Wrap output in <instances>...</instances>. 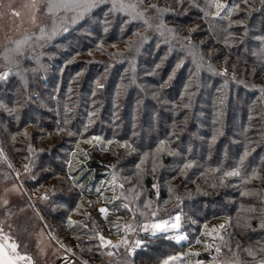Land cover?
Listing matches in <instances>:
<instances>
[{"label": "rangeland", "instance_id": "rangeland-1", "mask_svg": "<svg viewBox=\"0 0 264 264\" xmlns=\"http://www.w3.org/2000/svg\"><path fill=\"white\" fill-rule=\"evenodd\" d=\"M241 1L242 5L238 6L237 12L250 13L264 0ZM247 2L250 3L247 4ZM144 3L147 6L151 4H157L159 7L171 6L174 11L169 13L170 16L190 20H187V24L184 26L170 25L176 30L178 28L177 34L183 38L190 37L194 41V36L202 29L199 22L194 19L195 17L193 19L191 17L195 16V13H199L196 16L203 15L196 7L185 5L181 9L172 0H144ZM30 4L31 0H0V51L3 50L8 40L17 39L26 32L31 33L36 30L31 22ZM252 5L255 6L252 7ZM109 7L110 3H101L84 19L75 24H69L66 35H63V42L46 52V55L50 57L49 63L53 69L50 70L44 64L46 66L45 74L39 76L38 79L42 90L40 98L35 99L36 95L29 97L33 101L29 105H33L30 106L28 113L21 111L22 106L28 105L27 102H22V106L18 107L17 117L0 108V132L3 134H0V138L6 139L7 145L11 141L19 142L20 150L22 148V157L19 156L21 159L18 160L17 166L20 175L19 177L14 175L13 179L8 177L7 182L0 185V197L10 201L8 206L26 204V208L23 211L20 210L17 215L30 217L34 214L36 217H42L44 222V226L39 222L34 233L27 237L25 243H23V232L15 228L13 234L20 243L19 251L21 254H30L34 259V264H82V262H87V264H160V261L166 256L181 253L177 251L180 248L186 249L182 254L187 255H183L178 264H188L186 263L188 261L192 264L193 261L189 259L188 253L194 250L200 251L197 259L199 257L204 259L198 260L201 264H227L230 259L238 260L239 264H256V261L263 259L260 254H264V251H261L264 249V235H262L263 241H260L258 240L260 234L254 233L258 232L257 230L247 233L246 237L237 233L243 227L242 225L245 226V221L242 218H247L244 217V214L239 218L241 222L237 228L234 227L231 231H226L225 227L220 229L219 225L223 224L224 220L219 219V214L227 209L232 210L234 206L244 212L247 209H257L261 192L264 191L261 190L264 187L260 183V180H264V176L258 175L259 179H251L247 182L240 180V177H224L223 173L230 170L224 168L228 162L211 157V155L204 156L205 159H202L199 157V153H194L195 143L201 146L203 141L200 139L196 141L192 136H189V138H193L191 139L193 146H190V140L185 144L186 147L181 145L182 143H179L176 138L174 139V134L169 135L167 126L156 120V117L162 118L167 115V112L160 107L161 93L147 92L146 101L151 102L152 107L140 106L142 104L138 98L136 103L126 106L128 111L124 116L120 107L123 99L118 100L121 97L118 88L114 92L115 99L111 97V93L106 96L102 95V87L98 85L102 84L103 77L95 79L92 85L87 83L85 90L95 89L92 94L94 97L89 98L88 92L80 93L84 88L82 79L85 74V66L76 75L71 72L67 76L63 75L67 64L71 65L81 61V64H97L99 62L111 64L130 50L128 42L134 41L137 37L134 33H140L141 29L136 24H125L126 17L119 14L107 15ZM16 12H19L20 15H15ZM37 22L46 24L48 27L51 26L50 18L45 15L43 7L37 12ZM131 26L134 27V32L128 37L123 36L124 33L131 30L128 28ZM190 28L197 30L190 33L188 31ZM240 34L236 33L237 36ZM173 38L177 39L176 36ZM41 43L44 42L41 41ZM98 44L101 45L100 48H97ZM45 45L47 46V43H44ZM235 46H237V42ZM41 49L37 47L36 52ZM29 55L31 54H26V56ZM252 57L253 55L250 58ZM23 59L22 64H24ZM165 59L166 56L162 59L163 63ZM233 59L235 58L231 56L227 61L234 65L236 61ZM2 64L3 60L0 59V65ZM159 64L160 67L163 66V64ZM24 68H27L26 65ZM86 68L96 71L94 67ZM30 72L32 71H29L28 74ZM51 75L53 76L51 77ZM171 76L168 75L166 81L170 84L173 77ZM33 79H35L33 74L32 76L29 74V84ZM262 80L259 79L257 83H261ZM45 83L50 84L51 87H46ZM106 88L108 87L106 86ZM50 89L53 90L52 94L49 92ZM31 92L32 90H30V94ZM51 100H54L55 110L50 106ZM62 100L63 103L65 101L63 105ZM81 106H83L82 109ZM134 106L136 108H132ZM131 109L137 111V115L130 116L128 113ZM152 117L153 127H148L145 121ZM12 119L15 121V125L20 121L23 124L26 123L25 126H21V130L19 129L18 136L11 135L9 131ZM65 121H67L66 124ZM83 121L86 123L82 124ZM56 122L58 124L62 122L60 126L62 131L53 128L54 125H57ZM179 122L183 124L182 120ZM80 124L82 130L78 135ZM128 124L129 126L133 125V132L127 129ZM25 132L28 133L27 136L24 135ZM69 132L72 135H69ZM88 132L92 134L87 136ZM219 132L221 135L222 132ZM150 136L153 139L149 138ZM13 137L15 138L13 139ZM93 137H99L100 140L92 139ZM77 138L79 139L75 141ZM160 140H166L169 148L175 149L178 154L158 153L156 159L153 160L152 154ZM108 141L113 143L109 144ZM124 142L130 143L134 150L129 151L121 147L120 144ZM29 145L33 149L31 153ZM9 147L10 145H8ZM145 153L149 155L141 163V156ZM24 155L26 156L23 157ZM94 156L97 157L100 167L110 169V181L113 173L118 175V183L124 184V195L130 197L128 201H113L112 197L115 192L112 190V185L104 183L107 186H103L104 180L95 179L99 173L97 167L93 166ZM31 157L33 161L30 162ZM188 162L192 163V167L181 172L183 165ZM25 164L30 166V173L24 171L23 165ZM137 164H141L139 170L136 168ZM154 164L155 171H153ZM112 165L115 167L113 168ZM31 171L34 172V179ZM29 174L32 177L31 185H37L33 193L24 183V180L29 178ZM221 178H223V183L220 182ZM77 184L84 186L83 191L76 186ZM153 184H156L157 187L154 188ZM13 186L16 190H13ZM98 187L103 189L99 198V193L96 191ZM170 188L172 189L171 193L169 192ZM5 189L8 191L6 192ZM46 190H48V199H40ZM115 191L120 194L121 189L116 188ZM135 192H139L140 196L132 201L131 196ZM242 192H246L247 195L242 196ZM76 194L79 195V203L74 200ZM234 196H237L238 199ZM250 196L251 199H248ZM202 198L206 199V205L202 201H198ZM145 200L150 201L149 208L144 207ZM89 201L92 202L91 206ZM124 203H129L131 208H139L145 213V216H140L139 212H135V220L140 225L145 222H154L156 219H169L176 213H180L181 227L178 230L169 229L166 232H158L155 236H152L151 233L137 231L131 236V239L143 240L144 243L140 248L135 249L132 255H128L125 247L121 246L118 249H111L113 255L109 256L108 250L98 247L97 239H89V237H95L97 231L113 242L124 236L122 226L134 218L133 211L122 207ZM77 204L81 205L79 210H70L72 205L76 207ZM202 204L203 209L198 207ZM40 205L49 207L48 212L51 218H46L39 211L42 208L38 207ZM101 207H106L109 211L102 215L99 212ZM208 208L216 218L206 221L202 227V221H204L202 218ZM3 209L4 206L0 204V218H3ZM152 211L157 212L156 217L151 216ZM85 212L90 215L85 216ZM17 215L14 216L15 218H11L10 222L13 226L18 224ZM69 217L78 223L69 226ZM193 218L195 219L194 227L190 230L189 220ZM114 224L121 226L119 230L117 227H113ZM213 228L217 229L219 235L224 237L223 241L214 239L215 233L213 236L208 235V232ZM178 233L184 234L187 238L179 243L176 242L173 237ZM197 241L200 242L197 243ZM205 242L219 244L221 252L217 253L215 247L206 249ZM60 244L66 247L61 248ZM66 248H71L72 252H67ZM248 249L256 253L255 257L248 255Z\"/></svg>", "mask_w": 264, "mask_h": 264}, {"label": "trees", "instance_id": "trees-1", "mask_svg": "<svg viewBox=\"0 0 264 264\" xmlns=\"http://www.w3.org/2000/svg\"><path fill=\"white\" fill-rule=\"evenodd\" d=\"M226 3L228 7L242 5L241 0H229L226 1ZM249 3L250 2H247V4ZM144 6L148 7L146 3H144ZM254 6L255 5H252V7ZM197 14L199 13H195V16L191 17L192 19L195 17L194 19L199 22L202 29L194 36V41L191 39L192 44L196 46L197 51L204 53L206 59L209 50H212L214 53L211 60L212 64L215 65L218 70L227 67V77L213 75L206 70L201 71L198 79L193 77V73L195 72L193 57L189 54L187 48L181 47V44H186L187 41L183 40V37L178 34L176 35L177 39L173 38V36H169L167 33L164 36H160L154 28L145 29L138 21L129 22V24L138 25V28L141 29L140 33L147 36V39L139 45V51H136L135 47H133L111 64L100 62L97 64H81L82 61L71 65L67 64L63 75L66 74L67 76L69 72L75 73L76 75V73H79L83 66H85V74L82 79L84 83L82 87L84 88L80 93L83 94L88 92L89 98L94 97L92 94L95 89L85 90V86L87 83L92 85L95 79L103 77V85L101 84L103 90L102 95L106 96L111 93V97L114 98V92L118 88V93H120L121 96L118 100L123 99L121 105L120 103L119 105L121 107V112H123L122 115L124 116L127 115L126 112L128 111L126 106L136 103L138 98H140L142 104L140 106L152 107V104H150L151 102L146 101L145 95L147 92L152 91L161 93L160 107L167 112V115L162 118L156 117V120L157 122H163L164 125L167 126L168 131L174 134V139L176 138L179 143H182L181 145L186 147L185 144L190 140L189 144L193 146L191 139L194 138L196 141L200 139L203 143L201 146L195 143L193 149L194 153H199V157L202 159H205L204 156L211 155V157H216L221 161L224 160L228 162L224 168L230 170L237 167L240 156L247 150L248 156L243 162L240 180H244L253 169H256L258 175L264 176V92L260 90L261 86H264V62L261 61V57L258 53L260 41L257 39V37L264 36V1H262L259 6H256L255 10H251L250 13L235 11L230 19L232 21H241L242 23H233L230 28L227 20L212 21L209 19L206 21L203 19L202 14L196 16ZM223 14L227 15V13ZM176 17L170 16L169 13L165 14V21L168 27H171L170 25L184 26L187 24L186 21L188 19ZM210 24L214 25L212 29L209 27ZM128 28H131V30L124 33L123 36L126 35V37H128L134 32L133 26ZM224 28H228V31H223L222 29ZM177 30L179 31L178 28ZM65 33L66 32L62 31V33H59L52 41L47 42V46L45 45L38 51L42 53L40 57L41 63L43 65L46 64L50 70L53 69V66L49 63L50 57L46 55V52L63 42V35H66ZM229 33H231V37L229 38L230 46H226L224 40ZM236 33L241 34L237 36ZM138 39L139 37L137 36L134 41ZM172 40L176 42L174 43ZM236 42L237 46H235ZM253 53H257V55ZM251 55H253L252 58H250ZM164 56H166L165 64L162 62ZM231 56L235 58L233 60L236 61V64L231 65L228 61L225 64V59L228 60ZM23 61V68L24 65H26L27 69H31L35 66L33 60L30 62L31 59H29V56H26ZM159 63L163 64V66L160 67ZM177 63L178 66L176 67ZM88 66L94 67L96 71L88 70V68H86ZM133 67L135 71H133ZM45 71L46 66L39 72H30L29 74L31 76L33 74L35 78L32 80L31 84H29V74L26 73L28 81L27 92H25V86L15 73L10 74L7 80H0V102L6 104L9 108L16 107V111L11 113V115L17 117V109L19 106H22V102H27L28 104L22 106V113H28L30 111L29 108L33 104L29 105V103H33V101L30 100L29 97L31 95H36L35 99L40 98L39 95L42 90L40 89L38 79L39 76L45 74ZM233 73L236 77L235 80L231 78ZM168 75L172 77L171 84L166 82L168 80ZM52 76L53 75H51V77ZM133 78L135 79V83L131 82ZM190 78L191 86L186 89L185 85L189 83ZM225 79L228 80L227 85L224 84ZM259 79H263L261 83H257ZM238 80H242L244 83H238ZM246 84L249 85V87H245ZM253 84L257 87H250V85ZM47 86L51 87L48 83L46 84V87ZM106 86L108 88H106ZM30 90H32L31 94ZM49 92L52 94L53 90L50 89ZM188 92L192 93L190 107L184 108L182 105L184 103H189L187 96ZM181 93H185L183 100H181ZM95 95H97V93H95ZM64 97L66 99V96ZM54 100L50 101V106L54 108L53 110L56 108ZM47 102H49V100H47ZM64 103L62 100V105ZM174 105L176 106L175 108L173 107ZM82 107L83 106H81V109ZM132 108H136V106ZM128 114L130 116H135L137 115V111L131 109ZM181 120L183 124L179 122ZM153 122V117L145 121L148 127H153ZM84 123L86 122L83 121L82 124ZM149 123H152V125H149ZM24 124L20 121L15 125V121L12 119L10 122L11 130H9L11 135L18 136V131L21 130L20 128L22 125L25 126ZM61 124L62 122L60 124L57 123L53 128L61 129ZM132 126V124H130V126L128 124L127 129H130V132H133ZM78 128L80 129L78 132L79 135L82 130V125L80 124ZM219 131L222 132L221 135H219ZM0 134L3 135L1 132ZM89 134L92 133L88 132L86 135L90 136ZM214 134L216 139L212 142ZM189 136L193 138H189ZM149 138L153 139L151 136ZM78 139L79 138L75 141ZM30 140H32V138H30ZM6 142V139L0 138V151L4 153L3 157H0V185L5 184L8 177L13 179L14 175H16V171L18 172L19 170L17 168L18 160L21 159L19 156L22 157V148L20 150L19 142L11 141L8 143V145H10L9 148ZM25 156L26 155L23 157ZM29 160L31 162L33 158L31 157ZM93 162V166L97 167V172L99 173L95 179L101 178L105 183L110 181V169L108 167H100L96 156H94ZM9 164H11V167H9ZM33 174L34 172L31 171L32 177ZM32 177L29 174V178L24 180V183L31 189L30 192L33 193L37 185H31L30 179H32ZM260 183L264 187V180H260ZM106 184L109 185L108 183ZM105 185L103 183V186ZM114 192L115 195H120L115 190ZM100 196L101 194L99 193L98 198ZM226 197L228 198L229 196ZM234 197L238 199L237 196ZM78 199L79 195L76 194L74 200H77V203H79ZM248 199H251V196ZM198 201H202V203L206 205L205 198ZM38 207H42L39 211L46 216V218H51L48 212L49 207L46 208L41 205ZM198 207L203 209V204ZM7 208L12 212V217H14L19 214L21 209L26 208V204L10 205ZM75 209V205L70 207L72 211ZM209 209L210 208L207 209L204 218H202V220H204L202 221V227L206 221L216 218ZM207 214L209 215L206 216ZM243 214L244 217L247 218H242L243 221H245V226L242 225L243 227L240 228L237 233L242 237H246L247 233H251L252 230H257L258 232L254 233L260 234L258 240L263 241L262 235H264V227L261 225L262 222H264V191L261 192L257 209H247L244 212L242 209L234 206L232 210L227 209L219 214V219L224 220L226 231H231L234 227L237 228L239 222H241L239 218L243 217ZM197 217H199L198 214ZM16 219L18 220V224L14 225V229L16 228L23 232V243L27 241L29 235L34 233L39 222L44 226L43 219L34 216V214L30 215V217L17 215ZM194 220V218L189 220L190 230L194 227ZM185 250L184 248H180L177 251L182 253ZM196 252L197 251L194 250L188 253L189 259L193 261L192 264H196L198 260H204L202 257L197 259L198 255H194ZM197 253H200V251ZM260 257L264 259V254H260ZM186 263L191 264L189 261Z\"/></svg>", "mask_w": 264, "mask_h": 264}, {"label": "snow or ice", "instance_id": "snow-or-ice-1", "mask_svg": "<svg viewBox=\"0 0 264 264\" xmlns=\"http://www.w3.org/2000/svg\"><path fill=\"white\" fill-rule=\"evenodd\" d=\"M110 3V7L108 9L107 15H116L119 14L122 17H127L125 20V24L133 21H138L142 24V26L145 29H155L157 33H159L160 36H164L166 33L169 36H176L177 30L175 28L168 27L165 21V14L173 12L174 10L171 8V6L168 7H159L157 4H151L148 5V7L144 6V0H31V22L36 27V30L31 33H25L21 35L17 39H10L6 42V44L3 47V50L0 51V59L3 60V64L0 65V80H7L10 74L15 73L21 80V83L25 86V92H27V76L26 73L29 71L32 72H39L40 70L45 68V65L41 63V55L42 53L36 52V48H43L44 43L52 41L60 31H68V25L69 24H75L77 21L84 19L87 17L94 8H96L101 3ZM173 3H176L180 6L181 9L184 8L185 5H190L192 7L198 8L203 13V19L208 21L211 19L212 21L216 20H227L229 28L233 23H242L241 21H232L230 17L232 16L233 12L238 10V6H232L228 7L226 0H172ZM43 7L44 13L46 16L50 18L51 26L48 27L46 24L38 23L37 22V12H39L40 8ZM227 13V15H224L223 13ZM15 15L19 16V12L14 13ZM107 23V21H105ZM210 29L214 27L213 24L209 25ZM196 28H190L188 31L191 33L193 31H196ZM223 31L227 32L228 28L222 29ZM105 31H107V28H105ZM134 35H137L139 39L137 41H129L128 42V48L131 49L135 47L136 51H139V45L142 44L146 39L147 36L141 33H134ZM231 37V33H229L228 36L225 37L224 43L226 46L229 45V38ZM257 39L260 41V47L258 49V53L261 57V61L264 62V36L257 37ZM183 40H186L187 43L181 44L182 48H187L189 50V54L193 57V63L195 65V72L193 73V77L199 78V75L201 71H208L212 73L213 75H220L222 77L228 76V69L227 67L220 68L219 70L216 68L215 65L212 64L211 60L214 55L212 50H209L207 59L205 58V55L203 52L197 51L196 46L192 44L190 37H184ZM43 41L44 43H41ZM101 45H97V48H100ZM29 55V59L34 61L35 66L31 69L23 68L22 66V59L26 56V54ZM91 54V53H89ZM254 55H257V53H253ZM227 63V59H225V64ZM133 71H135V68L133 67ZM171 78V77H170ZM233 80L236 79L235 74L233 73V76L231 77ZM132 83H135V79L133 78ZM238 83H244L242 80H238ZM228 80L225 79L224 84L227 85ZM102 87V85H98ZM191 86V78L188 84L185 85V88H189ZM223 87V86H222ZM245 87H249V85H245ZM250 87H257L256 85H250ZM261 92H264V86H261ZM155 96V93H154ZM185 93H181V100L184 99ZM189 103H184L182 106L184 108L190 107V101L192 93H187ZM176 107L175 105L173 106ZM0 108H3L5 111L9 112L10 114L16 111V107L9 108L6 104L3 102H0ZM65 124L67 121L64 122ZM62 131L63 129H58ZM69 135H72L71 132L68 133ZM25 136L28 135L27 132L24 133ZM170 136L173 135V133L169 134ZM15 137H13L14 139ZM92 139H95L97 141L100 140L99 137H93ZM216 139L215 134L212 137V142H214ZM109 144L113 143L112 141H108ZM119 143V142H117ZM121 147L126 148L129 151L134 150L132 145L128 142H124L120 144ZM247 147V146H246ZM33 151L31 145H29V152L31 153ZM176 155L178 153L175 152V149H171L168 146V142L166 140H160L156 149L154 150V153L152 154L153 160L156 159V154L158 153H165ZM85 155H87L85 153ZM148 153H145L143 156H141V163L144 162L145 158L148 156ZM248 156V151L245 150V152L240 156L239 163L237 167L225 171L223 173L224 177H241L242 176V165L245 160V158ZM0 157H3V152L0 151ZM9 167H11V164H9ZM114 168L115 165H112ZM141 167V164H137L136 168L139 170ZM192 163L188 162L183 165L181 168V172H183L187 168H191ZM24 171L26 173L30 172V166L28 164L23 165ZM153 171H155V164L153 165ZM215 171V170H213ZM17 177H19L20 173H16ZM35 177H33L34 179ZM251 179H259V176L257 174L256 169H253L252 172L247 175L244 178V181L247 182ZM221 183H223V178H221ZM105 182H102V184ZM108 184L112 185L113 191L116 188L121 189L120 195H113L112 200H125L128 201L130 199L129 196L124 195L123 189L124 184L118 183V175L116 173H113L111 181L106 182ZM77 187H80L83 191L84 186L77 184ZM153 187H157L156 184H153ZM13 190L15 189V186H13ZM7 192L8 189H5ZM47 191H45L44 194L41 195L40 199L46 200L48 199ZM97 193H100L102 195V188L96 189ZM169 192H172V189H169ZM241 195H247L246 192H242ZM140 196L139 192H135L131 196V200L134 201L138 199ZM179 199V198H177ZM10 201L7 199H4L0 197V204L4 206V214L3 218H0V264H34V259L31 255L25 253L21 254L19 251L20 243L18 242V238L13 234L15 229L13 224L10 222L12 218V212L7 208ZM92 202L89 201V205L91 206ZM122 207L128 209L129 211L134 212V218L131 222L126 223L122 226V229L125 233L124 236H122L119 240L116 242H113L110 239H106L105 236L97 231L95 233V237H89V239H97L99 241L98 247L100 249H106L107 254L109 256L113 255V252L110 251L111 249H118L121 246L125 247L126 252L128 255H132L134 250L137 248H140L144 241L136 238L131 239V236L134 235L137 231L140 232H146L151 233L152 236H155L158 232H166L169 229H180L181 227V214L176 213L174 217H170L169 219H156L154 222L148 223L145 222L143 225H140L135 220V212H139L140 216H145V213L143 211H140L139 208L133 209L130 207L129 203H124ZM144 207L149 208L150 207V201L145 200ZM81 208L80 204L76 205V210H79ZM23 211V209H21ZM109 209L106 207H101L99 209V212L103 215L106 212H108ZM85 216H89L90 214L85 212ZM152 217L157 216L156 211L151 212ZM42 219V217H41ZM78 223L77 221H73L71 217L68 218V225L71 226L73 224ZM262 227H264V222H262ZM86 227V225H85ZM113 227H117L118 230L121 226L113 225ZM225 227L224 224L219 225L220 229H223ZM7 229V230H6ZM213 233H215L214 239H219L223 241L224 237L219 235V232L217 229L213 228L210 232H208L209 236H213ZM187 237L182 234L178 233L176 234L173 239H175L176 242H181L185 240ZM52 239H55V237H52ZM200 241H197L199 243ZM39 245V241L37 242ZM25 247L27 245L25 244ZM61 248H65L66 246L63 244H60ZM204 247L206 249H211L215 247V251L217 253L221 252V247L219 244H211L208 242L204 243ZM90 250V249H89ZM67 252H72L71 248H66ZM261 251H264L262 249ZM248 255L255 257L256 253L248 249L247 250ZM183 255L182 253H177L176 255H168L165 258H163L160 261V264H178V262L181 260V257ZM194 255H199V253H194ZM215 259V258H214ZM82 264H87V262H82ZM197 264H201L200 261H197ZM227 264H239L238 260H228ZM256 264H264V259H260L256 261Z\"/></svg>", "mask_w": 264, "mask_h": 264}]
</instances>
